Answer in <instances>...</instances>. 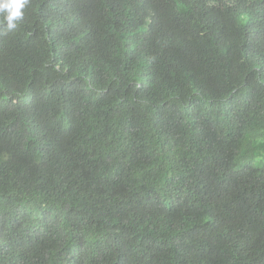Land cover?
Segmentation results:
<instances>
[{"label": "trees", "instance_id": "trees-1", "mask_svg": "<svg viewBox=\"0 0 264 264\" xmlns=\"http://www.w3.org/2000/svg\"><path fill=\"white\" fill-rule=\"evenodd\" d=\"M0 15V264H264V0H29Z\"/></svg>", "mask_w": 264, "mask_h": 264}, {"label": "clouds", "instance_id": "clouds-1", "mask_svg": "<svg viewBox=\"0 0 264 264\" xmlns=\"http://www.w3.org/2000/svg\"><path fill=\"white\" fill-rule=\"evenodd\" d=\"M29 0H0V15L7 23L8 29H14L16 22L23 18V9Z\"/></svg>", "mask_w": 264, "mask_h": 264}]
</instances>
